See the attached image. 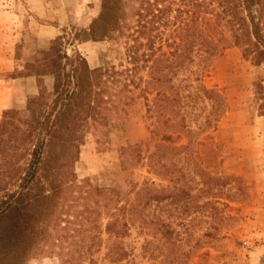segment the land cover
I'll use <instances>...</instances> for the list:
<instances>
[{"label": "rangeland", "instance_id": "374dc122", "mask_svg": "<svg viewBox=\"0 0 264 264\" xmlns=\"http://www.w3.org/2000/svg\"><path fill=\"white\" fill-rule=\"evenodd\" d=\"M72 2L69 20L61 24L54 20L60 15L38 17L23 0H0V121L8 110L27 117V101L41 93L50 101L54 74H71L77 54L91 69L120 74L107 83L106 123L91 121L84 133L72 165L73 185L53 209L58 224L48 226L38 251L12 263L264 264V60L256 64L244 55L222 21L211 33L217 54L200 80L193 81L189 72L199 64L195 59L192 68H182L170 81L187 95L175 101L169 84H156L155 90L147 86L150 61L144 55L176 56L170 54L183 23L178 7L188 6L177 0H116L106 36L93 40L89 37L98 26L103 0ZM142 2H149L153 13L157 7L166 10L146 35L136 30L141 24L152 26ZM250 10L264 36V0H252ZM204 18L213 24L212 15ZM46 25L56 26L54 37L40 35ZM136 46L134 62L130 55ZM36 75V80L25 78ZM159 96L152 118L147 108ZM76 184L83 186L81 191L90 189L77 206ZM145 192L157 193L159 203L144 207ZM82 203L96 208L99 216L92 230L88 220H80L85 228L76 233ZM130 204L137 214L126 217V229L122 219L121 233L105 232L112 221L107 211L120 205L128 210Z\"/></svg>", "mask_w": 264, "mask_h": 264}, {"label": "trees", "instance_id": "16d2710c", "mask_svg": "<svg viewBox=\"0 0 264 264\" xmlns=\"http://www.w3.org/2000/svg\"><path fill=\"white\" fill-rule=\"evenodd\" d=\"M155 1L158 3L163 0ZM177 2L188 6V9L180 11L178 7L177 17L183 22V27L181 25L177 27L180 29L176 31L179 41L173 43V52L170 54L173 56L176 53V56L169 58L159 54L154 57L153 51L149 55H144L147 57L145 62L150 61L147 86L151 85L155 90L153 87L156 84L166 83L169 84L167 86L170 91L173 88L170 81L182 68H192L190 64L196 63L195 59L198 60L199 66L189 69V72L194 75L193 81L200 80L208 61L217 54L218 45L211 33L216 26L222 24V21L229 28L234 41L242 45L244 55L250 57L256 64L264 60V36L259 26L260 20L257 21L251 13L252 0H177ZM142 4H145L143 6L145 15H150L152 26L149 28L141 24L136 30L138 34L146 35V31L155 29L154 21L159 20L166 10L157 7V13H153L149 2ZM214 4L221 9L216 12L214 9H208V6ZM115 7L116 0H103V11L98 26L91 29L89 39L97 40L106 36L105 23L109 11ZM246 10L248 13L244 15L243 12ZM140 15L141 11L137 12V16ZM205 15H212L210 21L213 24L207 22ZM157 36L160 37L161 34ZM145 38L149 42L148 46L152 47L153 39L149 38V35ZM140 45L142 44L139 43L138 46ZM136 48L137 46L133 47L130 55L134 62ZM57 57L61 58L63 55L57 54ZM71 72L54 74L50 101L44 99L43 93L27 101V117H21L18 112L8 110L4 112L0 121V264H13L17 258L38 251L40 241L44 238L45 232H48V226L52 224L51 222L55 226L58 224L57 217L53 216V209L65 199L66 189L73 185L75 178L72 165L78 157L79 146L89 123L91 121L106 123L109 111L107 83L116 80V76L120 74L104 67L91 69L86 60L78 54ZM188 86L185 85L184 88ZM201 90L206 94L210 93L204 87H201ZM173 93L175 101L187 96L181 95L177 86L173 88ZM164 98L162 99L170 104L166 96ZM160 99L161 96L153 98V106L148 105L147 112L150 117L155 115L154 107ZM167 121H170V118H167ZM14 182L17 184L16 189L8 188V185ZM82 187L76 184L78 189L76 206L77 199H86L90 195V189L81 191ZM95 192L98 193V189H95ZM140 193L138 189L136 197H140ZM158 198L157 193L144 196V207L151 206L154 202L155 205L158 204L160 199ZM82 204L85 205L84 210L76 211V233L85 228V225L79 223L80 220H88L92 226L89 230H92L96 228V218L99 216L96 208L92 210L86 203ZM130 205L128 210L120 205L107 211L108 218H112V221L105 224V232L119 234L123 230L122 226L126 229V217L132 219L137 214L134 204ZM122 219L124 223L119 227ZM119 253L122 256L120 251Z\"/></svg>", "mask_w": 264, "mask_h": 264}, {"label": "crops", "instance_id": "0c3cea01", "mask_svg": "<svg viewBox=\"0 0 264 264\" xmlns=\"http://www.w3.org/2000/svg\"><path fill=\"white\" fill-rule=\"evenodd\" d=\"M23 2L27 4L33 11V13H35V15H37L38 17L50 19L51 15H60V17H57V19L54 20H57V22L61 24L69 20L67 16L68 7L74 5V2H72V0H23ZM10 26L12 25L10 24ZM55 27L56 26L52 25L41 26L40 35L48 36L49 38L54 37L57 34V30ZM31 77L35 80L37 79V76H25L26 79H29ZM30 90H33V88H30ZM35 93L36 90L30 92L29 95H34ZM10 102H13L12 104L15 103L14 100Z\"/></svg>", "mask_w": 264, "mask_h": 264}]
</instances>
